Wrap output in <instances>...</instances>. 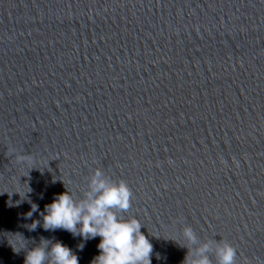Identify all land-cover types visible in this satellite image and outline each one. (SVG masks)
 <instances>
[{
    "label": "water",
    "instance_id": "1",
    "mask_svg": "<svg viewBox=\"0 0 264 264\" xmlns=\"http://www.w3.org/2000/svg\"><path fill=\"white\" fill-rule=\"evenodd\" d=\"M96 167L151 264H182L184 226L264 264V0H0V264L41 239L91 264L99 237L39 225Z\"/></svg>",
    "mask_w": 264,
    "mask_h": 264
},
{
    "label": "clouds",
    "instance_id": "2",
    "mask_svg": "<svg viewBox=\"0 0 264 264\" xmlns=\"http://www.w3.org/2000/svg\"><path fill=\"white\" fill-rule=\"evenodd\" d=\"M17 162L26 163L27 158L18 156ZM30 191L28 188L27 192ZM131 198L132 193L123 180L114 181L96 167L79 198H74L68 189L58 194L40 213L42 225L33 221L30 230L34 231L39 225L44 230L63 229L83 240L99 237V254L91 264H151L153 246L141 232V223L135 217L126 219L122 215L130 209ZM38 211V206L31 204L26 218ZM181 239L183 243L179 245L187 249L182 264H236V249L226 241L198 240L190 226L182 228ZM23 264H79V261L72 250L59 241L41 239L39 244L25 251Z\"/></svg>",
    "mask_w": 264,
    "mask_h": 264
}]
</instances>
